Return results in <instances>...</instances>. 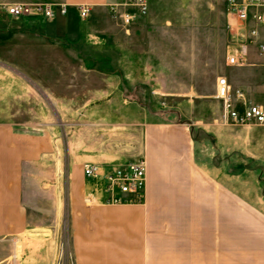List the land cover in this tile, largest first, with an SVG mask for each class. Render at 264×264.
Returning <instances> with one entry per match:
<instances>
[{
    "label": "crops",
    "instance_id": "0c3cea01",
    "mask_svg": "<svg viewBox=\"0 0 264 264\" xmlns=\"http://www.w3.org/2000/svg\"><path fill=\"white\" fill-rule=\"evenodd\" d=\"M152 1L147 0L143 14L137 7H123L119 0H0V252L16 253L15 264H56L61 257L57 228L45 224L50 217L35 221L29 213L28 206L36 203L26 198L25 167L34 166L51 150L56 161L58 145L48 108L22 79L42 86L55 111L82 110L89 115V110L104 107L137 110L121 89L126 80L120 70L122 32L133 23L149 21ZM14 3L66 6L68 13L57 10L49 20L12 17L1 5ZM82 5L90 8L85 19L77 11ZM125 12L134 15L130 25L124 23ZM227 19L228 54L239 62H227L223 77L235 90L244 91L248 101L263 104L264 26L251 19L242 22L228 10ZM108 47L118 70L105 74L84 69L98 86L89 90L86 83L76 92L75 71L57 63L99 62ZM120 115L119 125H137L136 118ZM161 117L165 115L149 114L140 122L147 125L138 149L147 164L141 204L104 202L103 182L84 174L86 165L126 163L137 152L132 148L135 136L117 134L121 148L116 156L106 151L103 141L90 148L80 136L67 138L73 264H248L227 260L232 237L219 229L222 222L232 221L231 187L217 181V169L210 162L198 164L190 134ZM202 222L213 225L202 231ZM3 261L7 264V259Z\"/></svg>",
    "mask_w": 264,
    "mask_h": 264
},
{
    "label": "rangeland",
    "instance_id": "374dc122",
    "mask_svg": "<svg viewBox=\"0 0 264 264\" xmlns=\"http://www.w3.org/2000/svg\"><path fill=\"white\" fill-rule=\"evenodd\" d=\"M226 3L227 0H153L149 21L133 23L127 33L122 32L120 70L126 80L121 89L137 110L104 107L89 110V115L82 110L55 111L48 105L42 86L22 79L23 85L48 108L52 133H56V161L51 150L42 154L34 166L25 167L26 198L36 203L28 206L30 216L35 221L50 217L45 224L57 228L61 257L56 264L74 263L67 138L80 136L90 148L103 141L106 151L116 156L121 148L117 134L135 136L132 148L137 152L126 163L116 160V167L125 165L143 157L138 149L147 125L140 122L148 120L149 114L165 115L161 119L182 126L194 143L198 164L210 162L217 169V181L231 187L232 221L222 222L219 227L222 234L225 231L232 237L231 257L227 252V260L264 264V126L224 124L222 105L216 99L217 80L225 74L230 56ZM112 56V47H108L102 61L57 64L75 71L72 80L75 91L80 92L86 83L89 90L98 86L97 79L91 74L86 76L84 69L105 74L118 70ZM119 112L121 117L136 118L137 125H119ZM95 166L108 171L115 168L109 164ZM56 186L60 189H54ZM54 217L59 221L53 222ZM211 225L202 222V231ZM16 256L2 249L0 264L6 259L7 264H15Z\"/></svg>",
    "mask_w": 264,
    "mask_h": 264
},
{
    "label": "built area",
    "instance_id": "2783aa9c",
    "mask_svg": "<svg viewBox=\"0 0 264 264\" xmlns=\"http://www.w3.org/2000/svg\"><path fill=\"white\" fill-rule=\"evenodd\" d=\"M123 7H137L143 14L148 11L147 0H119ZM2 10L12 17H43L53 19L57 10L61 15H67L66 6L57 7L50 4L14 3L1 5ZM227 10L238 20L246 22L249 19L258 25L264 26V0H227ZM78 14L85 19L90 11L86 5L79 6ZM134 15L128 12L123 14L126 25H130ZM254 33V31H252ZM264 51V47H261ZM229 65H237L236 56H230ZM216 99L221 102V121L224 124L261 125L264 126V103L254 104L246 99L244 91L235 90L225 77L217 80ZM147 164L144 157L117 166L109 171H103L93 165L84 167V174L89 178L100 179L103 182L104 202L109 204H141L146 195ZM88 201H91L89 199Z\"/></svg>",
    "mask_w": 264,
    "mask_h": 264
}]
</instances>
